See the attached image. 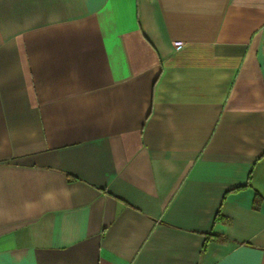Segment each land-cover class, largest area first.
<instances>
[{
    "label": "crops",
    "instance_id": "crops-1",
    "mask_svg": "<svg viewBox=\"0 0 264 264\" xmlns=\"http://www.w3.org/2000/svg\"><path fill=\"white\" fill-rule=\"evenodd\" d=\"M0 264H264V0H0Z\"/></svg>",
    "mask_w": 264,
    "mask_h": 264
},
{
    "label": "built area",
    "instance_id": "built-area-1",
    "mask_svg": "<svg viewBox=\"0 0 264 264\" xmlns=\"http://www.w3.org/2000/svg\"><path fill=\"white\" fill-rule=\"evenodd\" d=\"M172 44L175 48H178L182 45V42L181 41H173Z\"/></svg>",
    "mask_w": 264,
    "mask_h": 264
},
{
    "label": "trees",
    "instance_id": "trees-1",
    "mask_svg": "<svg viewBox=\"0 0 264 264\" xmlns=\"http://www.w3.org/2000/svg\"><path fill=\"white\" fill-rule=\"evenodd\" d=\"M258 203H259V200L256 199V200H255V204L258 205ZM256 205H255V206H256Z\"/></svg>",
    "mask_w": 264,
    "mask_h": 264
}]
</instances>
